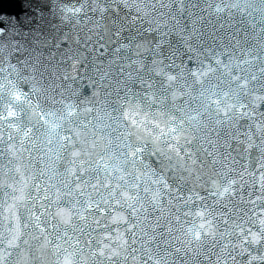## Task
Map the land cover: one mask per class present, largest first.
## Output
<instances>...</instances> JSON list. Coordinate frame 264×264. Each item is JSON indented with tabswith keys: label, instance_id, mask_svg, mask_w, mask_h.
<instances>
[{
	"label": "clouds",
	"instance_id": "clouds-1",
	"mask_svg": "<svg viewBox=\"0 0 264 264\" xmlns=\"http://www.w3.org/2000/svg\"><path fill=\"white\" fill-rule=\"evenodd\" d=\"M35 2L0 32V264H264V0Z\"/></svg>",
	"mask_w": 264,
	"mask_h": 264
},
{
	"label": "snow or ice",
	"instance_id": "snow-or-ice-1",
	"mask_svg": "<svg viewBox=\"0 0 264 264\" xmlns=\"http://www.w3.org/2000/svg\"><path fill=\"white\" fill-rule=\"evenodd\" d=\"M6 27V21L3 18H0V32H3L5 30ZM101 51L103 52L104 49L103 47L101 48ZM8 117L11 118L13 116V111L9 110L7 113ZM170 131H172L173 133H175L176 129L173 126ZM24 135H27V133H24ZM176 139H179V137H174ZM9 139L11 140L12 137H9ZM9 150L13 151L15 154V146L14 145H9ZM169 147H171V145H169ZM16 169L19 172L20 169V165L17 164L16 165ZM16 181H13V184L15 185ZM23 183H27V178H23ZM0 186H2V182H0ZM25 197V193H24V188L23 186L19 187V188H15L13 190V194L11 197H9L7 194H5L3 199H0V216H2L5 212V210L7 209V213H8V224H9V232H13L14 228L13 225L14 223L19 219L18 214L14 211V209L16 208V204L18 201H22L24 200ZM0 224H3V220L0 219ZM13 239L15 237H12ZM65 264H72L71 260L68 259L67 257L65 258Z\"/></svg>",
	"mask_w": 264,
	"mask_h": 264
},
{
	"label": "water",
	"instance_id": "water-1",
	"mask_svg": "<svg viewBox=\"0 0 264 264\" xmlns=\"http://www.w3.org/2000/svg\"><path fill=\"white\" fill-rule=\"evenodd\" d=\"M8 7H16V6H14L13 4H9Z\"/></svg>",
	"mask_w": 264,
	"mask_h": 264
}]
</instances>
